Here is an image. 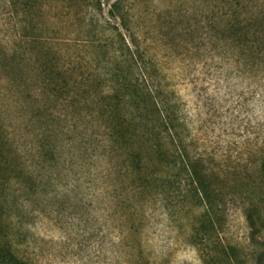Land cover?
<instances>
[{
  "label": "rangeland",
  "instance_id": "rangeland-1",
  "mask_svg": "<svg viewBox=\"0 0 264 264\" xmlns=\"http://www.w3.org/2000/svg\"><path fill=\"white\" fill-rule=\"evenodd\" d=\"M184 1L0 0V142L9 141L23 171L39 174L37 162L48 153L39 146H55V160L45 164L44 180H52L25 201L35 210L25 219L35 264H128L132 257L120 241L119 209L105 200L103 180H94L108 170L100 153L113 130L136 142L155 119L121 17L161 64L196 152L230 185L234 173L245 177L249 186L226 190L235 200L220 238L246 264H258L264 181L254 168L264 139V91L211 44L200 46L195 12L185 15ZM185 21L189 38L181 31ZM148 208L141 242L149 264H201L183 230L157 206ZM247 212L263 223V236L252 237Z\"/></svg>",
  "mask_w": 264,
  "mask_h": 264
},
{
  "label": "trees",
  "instance_id": "trees-1",
  "mask_svg": "<svg viewBox=\"0 0 264 264\" xmlns=\"http://www.w3.org/2000/svg\"><path fill=\"white\" fill-rule=\"evenodd\" d=\"M184 4L185 15L192 9L195 12L200 46L211 44L240 76L257 82L264 91V0H185ZM121 19L130 38L128 51L143 80L155 119L148 136L136 142L127 143L126 131L114 129L112 144L100 153L108 170L94 176V180H103L108 188L103 189L105 200L119 209L125 227L120 241L133 253L128 264H149L141 242L144 208L148 206H157L171 224L183 230L185 243L195 248L201 264H246L236 247L223 244L220 238L227 204L235 200L230 198V191L249 186L245 177L234 173L235 185H230L231 180L214 173L196 152L189 141L179 100L163 83L161 64L145 45V39L142 41L141 35L139 39L129 22L125 23L126 18ZM189 23L185 21L181 30L187 38L193 35ZM9 145V141L0 142V264H35L26 245L31 224L25 220L35 210L28 209L25 201L42 195L46 182L52 180H44L50 169H45V164L55 160V146H39V150L48 152L37 162L44 170L39 174L23 171V164L13 157ZM14 153L17 155L16 150ZM254 175L264 181V139ZM245 217L252 237L263 236V223L256 221L253 212ZM261 245L258 264H264V240Z\"/></svg>",
  "mask_w": 264,
  "mask_h": 264
}]
</instances>
